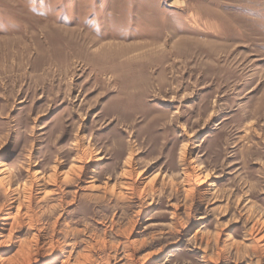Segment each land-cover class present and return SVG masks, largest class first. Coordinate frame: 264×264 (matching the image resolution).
<instances>
[{
  "label": "rangeland",
  "instance_id": "1",
  "mask_svg": "<svg viewBox=\"0 0 264 264\" xmlns=\"http://www.w3.org/2000/svg\"><path fill=\"white\" fill-rule=\"evenodd\" d=\"M3 165L12 190L69 174L32 203L54 250L30 264H264V0H0Z\"/></svg>",
  "mask_w": 264,
  "mask_h": 264
},
{
  "label": "bare ground",
  "instance_id": "2",
  "mask_svg": "<svg viewBox=\"0 0 264 264\" xmlns=\"http://www.w3.org/2000/svg\"><path fill=\"white\" fill-rule=\"evenodd\" d=\"M206 11V10H205ZM210 12V11H209ZM213 12V11H212ZM215 13V12H214ZM209 15H212V13L210 12ZM210 18H208V16H206L205 18V22L204 25H208L210 23ZM195 30V32L198 30L197 28H193ZM204 29V28H202ZM210 30V29H209ZM213 34H215V36L217 37V39H221V37H223V33L219 34L216 31H209ZM220 32V31H219ZM208 38H213V37H208ZM214 39V38H213ZM244 39V38H243ZM242 39V40H243ZM182 40H188L187 38H183ZM226 40V39H224ZM95 41V40H93ZM227 41V40H226ZM229 41V40H228ZM151 43H155V42H151ZM151 43H149L151 45ZM149 44H145V45H141L138 46L137 49L143 51L148 49ZM158 44V43H157ZM96 46V45H95ZM110 49H117L120 50L118 46H115L114 48H110ZM128 50V49H127ZM151 50V49H150ZM115 52H119V51H115ZM150 52V51H149ZM123 55V54H121ZM125 55V54H124ZM142 114L144 115L145 113L142 112ZM79 151V150H78ZM182 154L184 155L185 152H182ZM82 157L79 156V160L81 161L82 158L84 160L86 153H82L80 154ZM90 156H92L91 153L88 154V157L90 158ZM131 154L129 156V159L126 162V165L128 166L127 171L124 172V174L126 176H130L135 174L134 171L131 170ZM102 159H96V162L101 161ZM84 162V161H83ZM60 163V162H59ZM58 163V164H59ZM85 163V162H84ZM83 163V164H84ZM58 167H60V165H58ZM195 169H188V177H193L196 178V180H198L197 178L200 177V172H198L196 174V171H194ZM6 171L5 165L2 166V171H0L1 173H4ZM72 174L74 173H78V175H85V177L88 178L89 182L87 185V188L90 189H96L99 186L96 187V179L95 176L92 172V169L87 168V166L82 167L80 166L78 169L76 170H71ZM87 171V172H86ZM86 172V173H85ZM127 172V174H126ZM6 173V172H5ZM1 174L0 177V189H2L3 191H5L8 195V202L6 204V207H2V209L0 210V241L5 237V234L9 235V239L11 238L10 233L14 228V225L17 224L19 225H25L30 227L33 231L34 234L32 235V239L30 240L31 242L28 243L27 246L24 247H20L17 251L16 257H20L21 261L18 262V259H14V260H10L7 264H30L31 261V249L33 250V252L36 255H40V249L44 248V247H49L51 248V250H54L52 247V240L47 241L43 234L44 232L41 229H37L36 225H37V217L35 215V213L32 210V203L34 202V200H42L44 199L46 196L50 195V193H52L51 191L48 190L47 188V181H52V188H57L56 183L60 180V182H67L69 180V174L66 173L64 175H61L62 178L58 177V173H57V169L55 168L54 173L52 172L51 175L46 176V175H40L39 177H35L34 179L32 177H28V180L26 183H24L22 186H17L15 189H11L10 188V183L9 182V178L6 177L7 174ZM30 173V172H29ZM124 175V176H125ZM60 176V177H61ZM186 176V175H185ZM82 177V176H81ZM136 177H140V176H136ZM186 179V177H185ZM190 179V178H189ZM204 179L202 182L204 183L206 181V177L201 178ZM200 179V180H201ZM192 180V179H191ZM126 181V180H125ZM129 181V180H128ZM133 181V180H132ZM188 181V180H187ZM186 181V182H187ZM194 181V180H193ZM136 182V181H135ZM191 182V181H190ZM195 182V181H194ZM200 182V181H199ZM198 182V184H199ZM201 182V184L203 185V183ZM207 183V182H205ZM204 183V184H205ZM135 184V183H134ZM138 184V183H137ZM127 186V185H126ZM140 186V185H139ZM50 187V186H49ZM121 187V186H120ZM203 191L201 193V200L203 199V197L205 196L204 194H206L207 192H209L210 188H211V184L206 185V186H202ZM107 188V187H106ZM110 188V187H108ZM105 189V188H104ZM139 189V188H138ZM113 190H114V186H113ZM112 190V191H113ZM111 191V192H112ZM127 191V190H126ZM78 192V191H77ZM6 194V195H7ZM120 194V193H118ZM126 194V193H125ZM208 194V193H207ZM76 198V197H75ZM76 200V199H75ZM11 210H14L15 213L12 214L10 213ZM23 218V220L20 221V219ZM263 224V223H262ZM57 225V224H56ZM261 225V224H260ZM260 225H256L253 226L251 229V234L250 236V241L251 243L255 244L254 248L258 251H262L264 252V245H262V243H264V236L261 235V227ZM263 226V225H262ZM264 230V229H263ZM13 232V231H12ZM13 234V233H12ZM255 234V236H254ZM251 235H253L254 237H252ZM52 238V237H51ZM249 240V239H248ZM4 242H0V246L3 245ZM11 243V242H10ZM131 246V245H130ZM255 249H254V253H255ZM42 251V250H41ZM136 251V250H135ZM53 252V251H52ZM33 253V254H34ZM131 253V252H130ZM52 255V254H51ZM135 255V254H134ZM260 255V254H259ZM131 256V255H130ZM261 256V255H260ZM259 256V257H260ZM34 257V256H33ZM258 257V258H259ZM59 255H57L56 257H54V259L52 260H43L44 263H50V261H56L58 260ZM45 259V258H44ZM47 259V258H46ZM14 261V262H13ZM47 261V262H46ZM52 262V263H54ZM62 262V261H61ZM65 261H63L62 263H64ZM4 264V263H3ZM40 264V263H39ZM135 264V263H134ZM149 264V263H147Z\"/></svg>",
  "mask_w": 264,
  "mask_h": 264
}]
</instances>
